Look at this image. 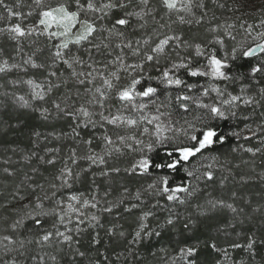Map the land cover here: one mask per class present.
<instances>
[{
  "label": "snow or ice",
  "instance_id": "snow-or-ice-1",
  "mask_svg": "<svg viewBox=\"0 0 264 264\" xmlns=\"http://www.w3.org/2000/svg\"><path fill=\"white\" fill-rule=\"evenodd\" d=\"M0 264H264V0H0Z\"/></svg>",
  "mask_w": 264,
  "mask_h": 264
}]
</instances>
